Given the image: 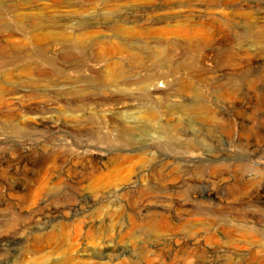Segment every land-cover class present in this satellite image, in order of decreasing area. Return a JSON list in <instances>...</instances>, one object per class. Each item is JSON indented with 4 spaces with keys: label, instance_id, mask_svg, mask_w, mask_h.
<instances>
[{
    "label": "rangeland",
    "instance_id": "rangeland-1",
    "mask_svg": "<svg viewBox=\"0 0 264 264\" xmlns=\"http://www.w3.org/2000/svg\"><path fill=\"white\" fill-rule=\"evenodd\" d=\"M36 262L264 264V0L0 2V264Z\"/></svg>",
    "mask_w": 264,
    "mask_h": 264
},
{
    "label": "bare ground",
    "instance_id": "bare-ground-1",
    "mask_svg": "<svg viewBox=\"0 0 264 264\" xmlns=\"http://www.w3.org/2000/svg\"><path fill=\"white\" fill-rule=\"evenodd\" d=\"M2 0H0V2H1ZM13 4V3H12ZM12 13H13V17L16 19V20H21V17H22V15L19 13V10H20V8H19V6H17V5H15V6H13L12 7ZM171 48V47H170ZM129 53H130V55H131V59H132V61H133V63H138L141 59H143L142 58V48H139V47H136V46H134V47H132L130 50H129ZM159 53H161V54H164V53H166V47L165 46H161V47H159L158 48V50H157V56H159ZM154 58H156V56H153ZM166 86L165 85H154V87L153 88H151V91L153 92V93H162V92H164V91H166ZM75 168V167H74ZM19 186V185H18ZM28 198H29V196H28ZM79 210V209H78ZM143 211V210H142ZM143 213H144V211H143ZM52 219V218H51ZM97 223V222H96ZM86 229V228H85ZM70 225H68V224H64L63 225V229H62V231H61V233H60V235L59 236H57V237H54V236H52L51 238L52 239H57V241L56 242H59V245L61 244V243H63V241L65 240V238L69 235V232H70ZM75 231H76V239H77V243H78V241H79V238L83 235V228L81 227V226H76L75 227ZM88 231V230H87ZM85 237V236H84ZM5 238V237H4ZM4 238H3V240H4ZM90 239L93 241V237H90ZM2 240V239H1ZM59 240V241H58ZM72 256V255H71ZM75 260H76V258L74 257V256H72L71 258H69V259H67V263H71L72 261H74L75 262ZM35 264H43L42 262H39V263H35ZM78 264V263H77ZM83 264V263H82ZM93 264V263H92Z\"/></svg>",
    "mask_w": 264,
    "mask_h": 264
}]
</instances>
